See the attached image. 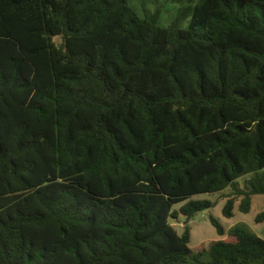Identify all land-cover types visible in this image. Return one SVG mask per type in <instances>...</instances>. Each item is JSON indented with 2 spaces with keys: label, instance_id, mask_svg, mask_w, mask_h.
<instances>
[{
  "label": "trees",
  "instance_id": "trees-1",
  "mask_svg": "<svg viewBox=\"0 0 264 264\" xmlns=\"http://www.w3.org/2000/svg\"><path fill=\"white\" fill-rule=\"evenodd\" d=\"M179 2L164 27L130 0H0V264H264L243 226L190 248L216 206L194 196L231 189L227 218L264 197V0Z\"/></svg>",
  "mask_w": 264,
  "mask_h": 264
},
{
  "label": "rangeland",
  "instance_id": "rangeland-1",
  "mask_svg": "<svg viewBox=\"0 0 264 264\" xmlns=\"http://www.w3.org/2000/svg\"><path fill=\"white\" fill-rule=\"evenodd\" d=\"M130 7L140 18H152L156 14L157 23L160 26H168L178 15L183 4L179 0H130ZM190 19L182 22V28H188ZM264 175V170L259 173ZM251 176L242 178L239 182L243 183ZM232 194L231 189H227L222 193L204 194L193 197L194 201H211L216 204L214 208L205 210L195 215L190 223L191 227V242L190 248L194 252H199L218 241L229 240L230 230L236 226L245 227L250 233L264 240V221L257 222V217L264 212V197L255 196L251 211L244 214L240 211V203L236 202L234 216L227 218L223 211L227 203V198ZM217 220L225 230V235L220 236L213 226L211 220ZM175 229L181 234L184 231V219L172 221Z\"/></svg>",
  "mask_w": 264,
  "mask_h": 264
}]
</instances>
